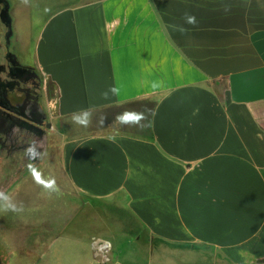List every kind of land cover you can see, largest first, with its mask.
Wrapping results in <instances>:
<instances>
[{
	"label": "crops",
	"instance_id": "0c3cea01",
	"mask_svg": "<svg viewBox=\"0 0 264 264\" xmlns=\"http://www.w3.org/2000/svg\"><path fill=\"white\" fill-rule=\"evenodd\" d=\"M50 6L12 52L49 87L56 140L57 175L9 192L55 231L36 264H58L60 241L61 264H98L105 243L111 264H264V0Z\"/></svg>",
	"mask_w": 264,
	"mask_h": 264
},
{
	"label": "rangeland",
	"instance_id": "374dc122",
	"mask_svg": "<svg viewBox=\"0 0 264 264\" xmlns=\"http://www.w3.org/2000/svg\"><path fill=\"white\" fill-rule=\"evenodd\" d=\"M10 10L9 16L11 19V36L9 45L6 49V28L0 22V61L5 50L12 53L15 48V39L17 33H26L28 30L27 24L32 19L33 21L41 19L50 11V0H7ZM27 23V24H26ZM19 56V55H18ZM21 64L22 57L19 56ZM49 87H42V96L44 98ZM41 108L43 107L42 99L40 101ZM46 118V117H45ZM46 120H48L46 118ZM55 134L52 128L45 129L44 135L38 144L40 155L35 159L23 160L21 155L15 154L12 158L6 159L3 155L0 156V193H4L9 197L11 183L14 181H25L26 179H51V175H57V158L55 155ZM31 165V169L29 168ZM47 165V169L45 166ZM18 185V184H14ZM10 202V200H9ZM11 203V202H10ZM32 203V202H31ZM21 211H4L0 210V264H36V243L38 238H46L51 232L42 231L41 225L37 223L41 217L36 215L35 206L26 208L25 204L17 199L11 203ZM34 205V203H32ZM50 210V209H46ZM24 213V215H22ZM41 214V212H39ZM37 213V214H39ZM67 217L60 216L54 221H45L43 228L51 230V223L59 225V227L67 220ZM31 223L30 225H27ZM27 225V226H26ZM41 235V236H40ZM43 235V236H42ZM66 241L58 242L57 253L53 259L54 262L61 264L66 255ZM59 246V247H58ZM108 249L103 251L96 250L95 256L100 262L98 264H111V258Z\"/></svg>",
	"mask_w": 264,
	"mask_h": 264
},
{
	"label": "flooded vegetation",
	"instance_id": "af4514ba",
	"mask_svg": "<svg viewBox=\"0 0 264 264\" xmlns=\"http://www.w3.org/2000/svg\"><path fill=\"white\" fill-rule=\"evenodd\" d=\"M2 1L0 0V11ZM5 45L7 49L9 39ZM9 54L5 50L0 61V105L5 103V97L13 108L7 111L0 107V156L10 159L19 153L23 160H29L25 148L33 140L38 147L46 129L45 124L50 121L46 120L40 106L42 82L39 75ZM10 61L14 62V66ZM32 71L35 76L30 74ZM29 124L41 130L35 126L30 127ZM38 133L41 135L38 136Z\"/></svg>",
	"mask_w": 264,
	"mask_h": 264
},
{
	"label": "clouds",
	"instance_id": "9594fccd",
	"mask_svg": "<svg viewBox=\"0 0 264 264\" xmlns=\"http://www.w3.org/2000/svg\"><path fill=\"white\" fill-rule=\"evenodd\" d=\"M25 2H27V0H25ZM188 22L195 23V17H188ZM110 91L114 95L118 93V89H116L115 87L111 88ZM103 95H104V98H107L108 93H104ZM133 116L135 117V119L134 120L130 119V117H133ZM141 119H143L142 114H137V113H132V112H125L117 117L118 122L123 125L136 124V123H139ZM91 120H92V113L87 109L79 110L77 112H74L72 115L73 123L79 126L87 127L90 125ZM99 122L103 124L104 118L101 117ZM24 151H25L26 156H28L29 159H35L40 155V152L38 151L35 140H33L32 143H30L25 148ZM29 168L31 169V165H29ZM45 187L49 189H54V181L47 183ZM0 210L21 211L22 209L17 208L15 205H12L9 202V197L5 195L4 193H0Z\"/></svg>",
	"mask_w": 264,
	"mask_h": 264
},
{
	"label": "water",
	"instance_id": "95a60500",
	"mask_svg": "<svg viewBox=\"0 0 264 264\" xmlns=\"http://www.w3.org/2000/svg\"><path fill=\"white\" fill-rule=\"evenodd\" d=\"M3 3V7L0 11V22L4 25V27L6 28V34H5V40L6 42L8 41L9 37L11 36V19L9 17L8 14V9H9V4L6 0L2 1ZM11 56H13L11 53L9 54ZM12 66H14V62L10 61ZM26 72H29V70H25ZM30 74L35 76V73L32 71ZM4 97V96H3ZM5 99V103L1 104L0 107L3 108L4 110L10 111L12 110L13 106H11L8 102V100L4 97ZM37 125V124H36ZM30 127H34L35 125L29 124ZM36 128H38L39 130H41L39 127L35 126ZM45 128L46 129H50L51 128V124L50 123H46L45 124ZM41 134L38 133V136H40Z\"/></svg>",
	"mask_w": 264,
	"mask_h": 264
},
{
	"label": "bare ground",
	"instance_id": "6f19581e",
	"mask_svg": "<svg viewBox=\"0 0 264 264\" xmlns=\"http://www.w3.org/2000/svg\"><path fill=\"white\" fill-rule=\"evenodd\" d=\"M108 245L105 243L104 245H102L101 249H107Z\"/></svg>",
	"mask_w": 264,
	"mask_h": 264
},
{
	"label": "built area",
	"instance_id": "2783aa9c",
	"mask_svg": "<svg viewBox=\"0 0 264 264\" xmlns=\"http://www.w3.org/2000/svg\"><path fill=\"white\" fill-rule=\"evenodd\" d=\"M102 245H104V244H102ZM102 245L99 247V251L101 250V251H103V250H106V249H101L102 248ZM108 249V248H107Z\"/></svg>",
	"mask_w": 264,
	"mask_h": 264
}]
</instances>
